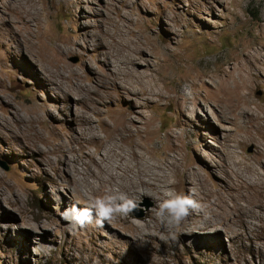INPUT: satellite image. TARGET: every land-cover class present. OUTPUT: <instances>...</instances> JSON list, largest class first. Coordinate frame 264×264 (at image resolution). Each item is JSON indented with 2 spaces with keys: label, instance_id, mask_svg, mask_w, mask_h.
<instances>
[{
  "label": "rangeland",
  "instance_id": "374dc122",
  "mask_svg": "<svg viewBox=\"0 0 264 264\" xmlns=\"http://www.w3.org/2000/svg\"><path fill=\"white\" fill-rule=\"evenodd\" d=\"M21 5L35 14L32 27L22 24ZM45 70L69 80L82 74L94 90L91 109ZM85 112L101 137L134 120L132 132L140 128L147 148L144 163L177 184L168 193L193 195L214 211L224 198L233 207L227 194L234 178L220 167L238 158L264 173L257 163L264 148V0H0V264H264L261 219L244 214L258 225L248 237L188 220L165 242L167 234H142L154 206L146 195L133 199L138 211L103 228L72 230L61 213L109 194L99 179L112 172L98 160L96 143L84 142L78 162L65 147ZM254 209L264 216L263 207Z\"/></svg>",
  "mask_w": 264,
  "mask_h": 264
},
{
  "label": "bare ground",
  "instance_id": "6f19581e",
  "mask_svg": "<svg viewBox=\"0 0 264 264\" xmlns=\"http://www.w3.org/2000/svg\"><path fill=\"white\" fill-rule=\"evenodd\" d=\"M18 13L19 16L21 17L22 24H24V26L28 25L29 27H32V23L34 22L35 19L34 17L35 14L32 12V10L30 9L28 10V8L22 7L21 5V7L18 9ZM80 44L86 46L87 49L86 41L79 40L78 42H75L76 46H79L80 48H84L83 45L81 46ZM128 63L130 65L135 64L133 57L131 58V61H128ZM52 66L55 68V69L53 68L55 71L57 72L60 71V64L58 60L55 59L54 57L52 59ZM131 70L132 69L129 70L128 74H132ZM45 72L47 75H49L48 77L52 79H55L56 76L59 77L61 83H63V80H65L66 92L68 94L78 97L79 102L80 100L83 102H87L89 105L88 109H91L90 102L94 100L92 99V94L94 93V90L92 87H88L87 85L84 84V77L82 74L76 73L74 74L75 79L69 80L71 77L70 75L65 76L64 74L61 73L55 74L50 70H45ZM76 118L79 119V123L77 126L79 127V132L77 136L73 139H69L68 142L63 141L65 147H68L70 151L73 152L71 153L72 155L75 152L77 153L75 159L73 158L72 159L77 162L79 160L82 161L84 157L83 151H85L84 148H86L84 147V142H89L91 144L96 143L98 146L97 152L102 153L103 151L102 156L98 160L101 163H109L112 168L111 174H109L107 177H102V178L100 177L101 179H99L100 180L99 184H101L100 186L102 188V191L104 193L109 192V194L122 193L127 195L131 199L141 197L142 195L151 197L153 199L154 206L148 211V216L150 220L145 225V227L142 228L141 230L142 234L168 235V232L162 227L161 221L156 215L157 204L160 201L168 198L169 195H174L168 193L167 191L171 188H176L177 184L174 182L171 183L170 181L164 180L166 178L164 174L166 173L164 172L162 173L159 171L157 172L154 170L152 166L148 165L146 162L144 163L145 155L143 153L147 151V148L141 142L140 128H137L135 133L132 132L133 127L136 126L134 120L130 119L128 121H123V124L121 126L116 125L111 129L105 128L104 131L106 133V136L101 137L98 134V126L96 124V121L94 120V117L88 115V113L85 112L83 114L78 113ZM99 122H103V121L99 120ZM126 134H128V137L126 136ZM75 142H77L79 146L82 145L80 146L79 150H77L75 146H73V143ZM124 144H127L129 148L125 149ZM234 153L235 152H233V156H235ZM85 157H88L91 163L98 165V163H96L97 162L96 156L94 154L91 153L85 154ZM257 163L264 170V148H262V150L260 151V155L257 158ZM168 164L169 166L166 165V167L168 168L167 170H170L169 167L175 166V162ZM251 164L250 161L248 163L246 160H242V159L240 160L238 158H235L232 163L226 164L225 162L219 169L223 173L229 172L234 178L233 181L229 182L228 188L230 189L229 190L230 192L227 194L228 198H230L231 201L234 202L233 207L229 206V203L226 200V198H224V200L222 199L223 201L219 205L220 211H214L215 208L213 209V207L208 205L207 202H203L202 204L205 206L204 212H207L206 215H201V217L196 219H192L191 216H189L185 222L191 220L192 224L196 228H200V227H204L207 229L219 228L225 231L226 233L231 234L234 237H242V236L248 237L251 234L252 235L255 234V231L257 230L258 225L255 226L249 223L246 220L244 214L248 216L250 215L252 218L255 217L254 219L256 220L261 219L262 227H264V219H263L264 216H260L259 215L260 212L255 213V209H254L255 206L264 208V173H261L259 168ZM91 167L89 166L87 167V169L93 170ZM81 169L84 168L76 167L75 173H77L78 175H84L86 170H81ZM193 169L195 170L193 175L197 177L199 181H202L203 177H201L200 169L193 167L191 170ZM92 176H95V173L93 171H92ZM99 180H97V182ZM106 184H109L111 186L110 189L108 190L106 189L105 186ZM112 184L117 185L118 188H115L114 186L113 188ZM252 188H258L257 194L253 195L255 197L244 198L243 197L245 196L244 191H249ZM235 192L240 194V196L237 197L235 196L236 198H234L232 194ZM211 195L212 194L209 191L206 198L207 201H212ZM259 196L260 198H258ZM242 198L247 199L250 208L248 207L247 209L246 207H243L244 205L241 206L240 199ZM209 209L210 211H207ZM257 210L256 212H258ZM262 212H264V209Z\"/></svg>",
  "mask_w": 264,
  "mask_h": 264
},
{
  "label": "clouds",
  "instance_id": "9594fccd",
  "mask_svg": "<svg viewBox=\"0 0 264 264\" xmlns=\"http://www.w3.org/2000/svg\"><path fill=\"white\" fill-rule=\"evenodd\" d=\"M80 203V201L73 203L61 213L72 230L103 228L106 222L111 223L117 216H128L140 209L135 200L122 193L95 197L83 207L78 206ZM204 208L205 206L193 195L184 193H175L160 201L157 204L156 215L162 227L168 232L167 237L161 235L160 239L174 242L177 234L173 229L180 226L193 213L203 212ZM144 243L141 237L138 246H143Z\"/></svg>",
  "mask_w": 264,
  "mask_h": 264
},
{
  "label": "water",
  "instance_id": "95a60500",
  "mask_svg": "<svg viewBox=\"0 0 264 264\" xmlns=\"http://www.w3.org/2000/svg\"><path fill=\"white\" fill-rule=\"evenodd\" d=\"M138 218L141 217V215L137 216Z\"/></svg>",
  "mask_w": 264,
  "mask_h": 264
}]
</instances>
